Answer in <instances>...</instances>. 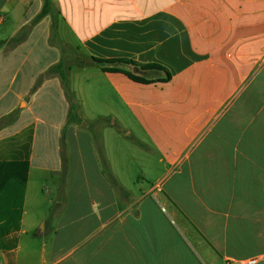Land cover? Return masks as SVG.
Here are the masks:
<instances>
[{
    "label": "crops",
    "instance_id": "0c3cea01",
    "mask_svg": "<svg viewBox=\"0 0 264 264\" xmlns=\"http://www.w3.org/2000/svg\"><path fill=\"white\" fill-rule=\"evenodd\" d=\"M54 3L53 14L13 46L10 39L42 0H0V140L33 126L22 200L19 185L0 264H264V0ZM89 56L135 63L98 72L89 70ZM74 64L85 79L79 88ZM89 84L100 111L90 115L79 102L76 110L126 191L119 195L91 138L71 123L60 129L71 100ZM34 107L46 118L40 139ZM62 133L64 156L57 153ZM129 136L157 157L146 163L155 172L148 188L131 181L139 197L124 181L135 170ZM64 169L72 196L47 217L55 197L45 198L41 184L53 180L57 190ZM156 194L190 233L192 247L171 244L177 232ZM9 213L3 181V229Z\"/></svg>",
    "mask_w": 264,
    "mask_h": 264
},
{
    "label": "trees",
    "instance_id": "16d2710c",
    "mask_svg": "<svg viewBox=\"0 0 264 264\" xmlns=\"http://www.w3.org/2000/svg\"><path fill=\"white\" fill-rule=\"evenodd\" d=\"M54 0H42V6L40 11L37 13V15L30 21L29 24H26L22 26L17 33L10 39L9 43L13 46L20 43L28 34L29 27L39 21L41 18H43L46 15H51L55 11V5ZM89 60L91 63L96 64L102 71L104 72H114V71H123L118 64L124 63V64H134L132 60L129 59H102L97 58L93 56H89ZM141 69H162L163 71H166V69L159 65V64H140L138 65ZM128 76L136 81L144 82V81H150L145 78H143L140 75H136L133 73H127ZM77 104L74 100H71V104L68 109L67 114V120L66 123L74 124L78 127H80V124L82 122V118L78 114L77 110ZM99 121L96 122L98 124ZM32 132H33V126L29 125L25 128H23L21 131L7 136L6 138L0 140V149L2 150V154L0 155V183L5 181V189L7 193V201L8 205L10 207V213L9 216L6 218V221L4 222V225L6 226L5 229L2 228L1 222H0V242L1 237L4 233L10 231V220L11 216L14 214L13 210L15 207V198L14 193L15 191L18 192L19 185L21 187V200H22V193L24 191L25 181H26V174L29 166V156H30V150H31V141H32ZM95 142V148L96 152L98 154V160L100 161L101 168L103 173L108 177L109 181L114 185V187L117 190H120L121 193L126 192L124 188L117 182V180L111 175L110 170L107 166L105 157L103 155V152L101 148L98 145V136L97 134L93 138ZM139 145L144 147L145 149L149 151H153L150 147L147 145L138 142ZM67 177V170L64 169L62 172L61 180H60V186L57 188L58 194L62 193L61 190V184L62 182H66ZM120 193V194H121ZM59 197H56L54 201L51 202V205L49 206V209L47 210V217L49 216V212L54 209V213H59L66 205L64 198L63 202H56V200ZM13 208V209H12ZM20 207L18 204V209L16 210V219L14 218L13 221H16V223L19 222L20 218ZM46 217V218H47ZM18 225H16L17 227Z\"/></svg>",
    "mask_w": 264,
    "mask_h": 264
},
{
    "label": "rangeland",
    "instance_id": "374dc122",
    "mask_svg": "<svg viewBox=\"0 0 264 264\" xmlns=\"http://www.w3.org/2000/svg\"><path fill=\"white\" fill-rule=\"evenodd\" d=\"M56 9V7H55ZM75 63V62H74ZM76 64H74V68L72 70V73H74V75H72V79L73 82H75V85L77 88L81 87L82 85H84L85 83V79L80 75L82 74L83 70L81 69V67H75ZM89 70H97L98 72H100L99 67L96 64L91 65ZM78 75V76H77ZM77 76V77H75ZM75 77V78H74ZM37 79V78H36ZM68 79H66V81L68 82ZM92 84L95 82V78H91L90 81ZM72 91V90H71ZM73 92V91H72ZM32 94H33V90L30 91L27 94V97L29 99L32 98ZM73 95V93H72ZM76 104L79 102L82 105V109L84 112H89L90 115H94L96 113V111H100L99 107H98V98L96 95V92L94 90V88L89 84V85H85L82 87V91L79 92L77 94L76 100H75ZM124 108V105L122 106V103L120 105V110L118 112L119 115H121V110ZM103 111V109H102ZM39 117L40 118V122L38 124V139L41 138L42 136V123L46 120L45 116L42 115L41 110H39L37 107H34L33 109V117ZM112 117H110V122L112 121ZM66 127L68 124H62L60 125V129ZM129 127L132 129L133 131V135L137 136L138 134V129L135 126L134 122H129L128 123ZM57 128V126H56ZM80 129V132H84L89 138H91L92 141V145L95 148V142L93 140L94 136L96 135V133L90 128V129H86L85 126L82 125V123L80 124V127H78ZM56 131V129L54 130V132ZM128 131V130H127ZM65 134L62 133V141L61 144H58L59 147V152L58 155H68L67 150H68V143H67V139L64 136ZM55 141V140H54ZM54 141L51 142V146L54 145ZM126 143L129 144V146H131L134 150H135V170L133 173H129L128 177H126L127 174H124V181L127 182V184L134 190V192L136 193L137 197L141 196L142 193L140 192L139 188L137 185H133V183L131 182L132 179L134 178V182L139 181V183L143 184L142 186L144 188H148L151 185V177H153V175L155 174V172L149 171V168L147 166V160L148 158H151L152 160H157V157L152 154L149 153L148 151L142 149L136 142L134 139H132L130 136L126 139ZM50 147V146H47ZM97 154V152H96ZM98 157V154H97ZM144 171L148 172V175L144 176L143 179H139L138 177L141 176V172L144 173ZM47 174V173H44ZM42 191H43V195L45 198H50V197H55L54 200L56 199V197H59V200H56V202H63V198L64 201L66 203L67 199L69 197L72 196V194L70 193V189H69V184L67 182H62L61 184V190L62 193L58 194L57 190L54 189L53 187V180L48 181L47 179H44V181L42 182ZM59 188L60 183H58L57 185ZM55 191V194L53 196V192ZM118 195L121 193L120 190H117ZM151 197H153L151 195ZM155 199V202L158 204L159 207H163V212L165 213V215H167V219L170 223V225L176 230L177 235H175L174 237H172L171 239V244L173 245H182V246H190L192 247L194 244L190 233L187 232V230L185 228H183L182 224L178 221L177 218H175L174 216H169V206L163 203V197L159 194L154 195L153 197ZM52 200V201H54ZM51 201V202H52ZM50 202V203H51ZM179 236V237H178ZM181 239V240H180ZM181 241V242H180ZM201 255V254H200Z\"/></svg>",
    "mask_w": 264,
    "mask_h": 264
},
{
    "label": "water",
    "instance_id": "95a60500",
    "mask_svg": "<svg viewBox=\"0 0 264 264\" xmlns=\"http://www.w3.org/2000/svg\"><path fill=\"white\" fill-rule=\"evenodd\" d=\"M82 125H83V126L85 125L84 122H82Z\"/></svg>",
    "mask_w": 264,
    "mask_h": 264
},
{
    "label": "built area",
    "instance_id": "2783aa9c",
    "mask_svg": "<svg viewBox=\"0 0 264 264\" xmlns=\"http://www.w3.org/2000/svg\"><path fill=\"white\" fill-rule=\"evenodd\" d=\"M225 264H230V263L228 262V263H225Z\"/></svg>",
    "mask_w": 264,
    "mask_h": 264
}]
</instances>
